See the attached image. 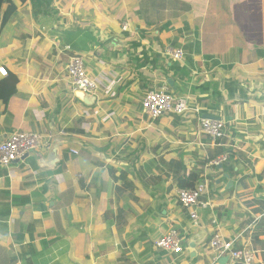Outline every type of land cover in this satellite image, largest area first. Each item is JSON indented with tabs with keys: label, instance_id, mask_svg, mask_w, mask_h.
<instances>
[{
	"label": "crops",
	"instance_id": "1",
	"mask_svg": "<svg viewBox=\"0 0 264 264\" xmlns=\"http://www.w3.org/2000/svg\"><path fill=\"white\" fill-rule=\"evenodd\" d=\"M10 1L19 8L0 34V66L18 83L0 101V143L16 131L53 137L0 166V264H231L214 259V234L264 264V227L254 240L264 218V0H155L170 7L154 9L155 26L140 14L151 0ZM167 47L182 48L184 62ZM74 55L117 82L113 97L99 93L92 107L75 98ZM165 86L189 110L143 115L145 93ZM204 115L224 123L219 142L200 133ZM196 170L212 207L194 226L175 177ZM169 229L185 240L182 255L154 248ZM203 230L189 262L188 239Z\"/></svg>",
	"mask_w": 264,
	"mask_h": 264
},
{
	"label": "built area",
	"instance_id": "2",
	"mask_svg": "<svg viewBox=\"0 0 264 264\" xmlns=\"http://www.w3.org/2000/svg\"><path fill=\"white\" fill-rule=\"evenodd\" d=\"M129 25L123 24L122 30L128 31ZM165 55L172 61L184 62L185 52L182 48L167 47ZM67 76L70 84L76 91L97 96L101 93L105 97L115 95L113 89L117 84L112 77L91 75L86 69L83 57L72 56L66 66ZM7 76V71L0 66V77ZM142 114L148 118L156 119L165 114L184 115L189 110V102L185 97L173 96L167 86L159 91H148L145 93L141 102ZM224 123L221 120H211L200 118L198 129L215 143L224 137ZM53 137L51 131L45 133H35L28 131H16L10 134L7 139L0 143V166L8 167L15 161H21L23 157L38 150L44 140ZM77 154L76 151H72ZM226 156H222L215 161L216 164L226 161ZM207 194V186L200 183L191 190L180 189L177 191V202L182 208L186 209L191 223L198 224V209L212 207L209 201L203 198ZM183 237L174 229L167 230L159 239L154 242V247L168 255H180L183 252ZM209 249L213 252L215 260L226 257L231 264H261L257 261V253L246 246L236 248L234 241H226L219 234L209 241Z\"/></svg>",
	"mask_w": 264,
	"mask_h": 264
},
{
	"label": "trees",
	"instance_id": "3",
	"mask_svg": "<svg viewBox=\"0 0 264 264\" xmlns=\"http://www.w3.org/2000/svg\"><path fill=\"white\" fill-rule=\"evenodd\" d=\"M19 1L21 3H24L26 0H19ZM172 1L173 0H170V7L173 6ZM162 5H164V6H162ZM161 7L167 9L169 7V5L163 4V3L159 4V2H157V4H156L155 0H151V2L147 6L144 5V9H142L143 11L140 12V14L143 17V20L147 24L151 23V25L155 26L158 22L157 21L149 22V20L156 17L157 15H159V17H161V15L163 14V11L154 10L155 8L161 9ZM16 11H17L16 4L12 3L10 0H0V34H1L2 30L8 24L10 19L12 18V16L16 13ZM178 16L179 15L176 14L174 16H171L170 19L176 18ZM165 20H167L166 17H165ZM137 29L140 30L141 28L138 27ZM162 29L163 30L172 29L171 23L167 20L166 23L162 26ZM17 83H18V76L11 73V72H8L7 76L0 80V101L5 102L12 94L16 93ZM216 142H219V140ZM213 159H209L207 162H209ZM227 159H228V157L226 158V160ZM222 165H223V167L225 166L224 163H222ZM199 180H200V171L199 170L191 171L187 175L185 173H177L176 177H175V185L178 189L191 190L196 186V184L198 183ZM257 191L258 192L264 191V187L259 185L257 187ZM70 204H71V201L69 203L65 204L64 206H68ZM262 227H264V218L258 224V233L259 234L257 236H254L255 241L258 240L257 238L259 237L260 234H262V231H259V229H261Z\"/></svg>",
	"mask_w": 264,
	"mask_h": 264
},
{
	"label": "water",
	"instance_id": "4",
	"mask_svg": "<svg viewBox=\"0 0 264 264\" xmlns=\"http://www.w3.org/2000/svg\"><path fill=\"white\" fill-rule=\"evenodd\" d=\"M74 96L76 99H78L84 106L86 107H92L95 102H96V97L87 93H83L81 91H75ZM203 118L206 119H211V120H218V118L211 116V115H204L202 116ZM28 155L23 157L22 160L27 158ZM18 161H15V163ZM259 197L264 198V192L259 193ZM208 237V232L206 230L197 232L193 236L189 237L188 242H187V251H188V261L190 262L194 258L199 259L196 253V249L203 245L204 242L206 241V238ZM186 264V263H183Z\"/></svg>",
	"mask_w": 264,
	"mask_h": 264
},
{
	"label": "clouds",
	"instance_id": "5",
	"mask_svg": "<svg viewBox=\"0 0 264 264\" xmlns=\"http://www.w3.org/2000/svg\"><path fill=\"white\" fill-rule=\"evenodd\" d=\"M7 5V4H6ZM171 60V59H170ZM173 62H176V61H173ZM179 63V62H178ZM2 67H4V66H2ZM5 68V67H4ZM7 71V70H6ZM8 73V72H7ZM6 77V76H5ZM5 77H0V78H5ZM68 77V76H67ZM74 90V89H73ZM74 91H76V90H74ZM91 95V94H90ZM96 97V96H95ZM96 100H97V98H96ZM206 119V118H205ZM73 153V152H72ZM76 155V154H75ZM223 156H226V155H223ZM227 157V156H226ZM15 163V162H14ZM222 163H224V162H222ZM219 166V165H218ZM200 183H202V182H198L197 184H196V186L198 185V184H200ZM178 190H180V189H178ZM176 201H177V196H176ZM178 203V202H177ZM179 204V203H178ZM180 205V204H179ZM181 206V205H180ZM186 210V209H185ZM187 211V210H186ZM175 230V229H174ZM185 241V240H184ZM184 243V242H183ZM155 248V247H154ZM184 253V249H183V252H182V254ZM182 254H180V255H182ZM258 261V260H257Z\"/></svg>",
	"mask_w": 264,
	"mask_h": 264
},
{
	"label": "rangeland",
	"instance_id": "6",
	"mask_svg": "<svg viewBox=\"0 0 264 264\" xmlns=\"http://www.w3.org/2000/svg\"><path fill=\"white\" fill-rule=\"evenodd\" d=\"M72 3H73L74 5H76V1H75V0H73V2H72ZM62 4H63V3H62ZM16 5H17V4H16ZM57 6H58V8H59V9H62V7H63V6H62V5H60V4H59V5H57ZM16 8L18 9V8H19V6L17 5V6H16ZM248 35H249V34H248ZM87 39H88V38H87ZM81 57H82V56H81ZM83 58H84V57H83ZM167 58H168V57H167ZM84 60H85V58H84ZM104 77H105V78H107V77H111V76H107V75H105V74H104ZM209 250H210V249H209Z\"/></svg>",
	"mask_w": 264,
	"mask_h": 264
}]
</instances>
